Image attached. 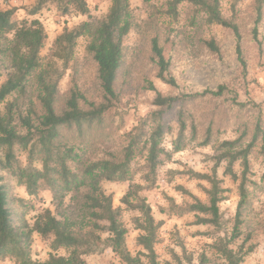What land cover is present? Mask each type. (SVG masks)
<instances>
[{"label":"trees","instance_id":"1","mask_svg":"<svg viewBox=\"0 0 264 264\" xmlns=\"http://www.w3.org/2000/svg\"><path fill=\"white\" fill-rule=\"evenodd\" d=\"M153 2L143 0L152 10L147 24L163 16L177 21L180 6L188 5L193 11V27L201 18L208 28L218 26L233 33L236 54L246 67L240 25L235 16L223 14L222 0H166L164 14H154L159 8ZM49 5H54L63 17L82 15L90 20L73 30L65 28L56 37L47 62L42 52L48 37L40 20L19 21L15 19L17 9L0 11V260L15 264H88L87 257L110 250L119 260L110 264H160L156 246L163 222L155 219L143 193L158 187L165 159L171 161L174 155L198 143L200 147H215L212 172L188 170L176 175L206 183L201 188L207 202L177 186L192 202L179 206L168 198L169 206L162 213L169 217L192 215L193 225L220 230L221 204L228 200L230 192L218 176V169L225 164L224 175L237 184L240 198L234 225L230 234L207 246L218 259L214 261L203 251L198 264H243L251 236L242 244L237 243L244 235L252 191L260 186L254 178L253 159L264 163L262 107L233 99L230 104L236 108L237 117L247 115V119L236 126L233 139L221 140L220 134L226 129L217 118V102L224 98L226 87L163 94L153 82H147V89L156 93L154 105L158 110L139 118L130 130L123 132L125 118L118 110V83L125 65V43L142 26L130 0H112L109 12L100 20H92L87 0H37L30 15H39ZM254 12L251 36L262 49L264 0L255 1ZM81 38L87 40L86 51L97 66L103 97L101 102H88L75 86L61 107L59 86L72 67ZM203 44L212 54L221 55L215 39ZM151 52L159 69L158 78L177 88L176 79L170 76L171 62L158 37L151 40ZM208 101L212 104L211 113L197 117ZM174 132L172 150L168 151L164 141ZM111 139L117 143L115 148L106 147ZM137 159L143 163L133 170ZM137 174H141V183L135 182ZM11 181L39 202L41 192H50L54 210L42 208L31 223L28 215L33 204L12 196ZM104 183H130L120 203L139 214L134 219L135 229L141 233L136 239L139 251L135 255L128 248L123 209L114 206V197L106 193ZM35 235L51 251L45 261L32 258ZM179 246L182 254L174 252L173 263L165 264H194L184 244ZM60 251L66 254L59 255Z\"/></svg>","mask_w":264,"mask_h":264},{"label":"rangeland","instance_id":"2","mask_svg":"<svg viewBox=\"0 0 264 264\" xmlns=\"http://www.w3.org/2000/svg\"><path fill=\"white\" fill-rule=\"evenodd\" d=\"M92 20H100L106 16L112 6V0H87ZM166 0H154L158 11L154 14H164ZM256 0H222V11L226 17H236L240 25L242 35V52L246 62L244 68L236 54V38L233 33L221 27L208 28L199 18L198 26L193 27L191 18L193 11L188 5L180 6L179 20H171L167 16L155 18L152 24L150 20L152 10L146 7L143 0H130L132 9L135 11L137 22L142 26L130 34L127 38L126 59L124 69L120 74L118 92L120 103L118 110L125 118L124 131L130 130L139 118H145L158 108L154 105L156 93L147 89V82H153L156 89L163 94H179L203 91L207 88L216 90L219 86L226 87L227 91L222 101L217 102L220 110L217 118L220 120L225 132L220 134V139H233L236 136V126L247 119V115L237 117L236 108L231 107L233 99L237 98L242 103H256L264 112V26L260 30L262 49H259L251 36V29L254 21V6ZM37 5V0H0V11L17 9L15 19L34 20L38 19L43 24L47 33V42L42 57L44 61L50 60L53 52V45L56 37L65 28L76 29L82 23L90 20L82 15L71 17L61 16L54 5L45 7L39 15L32 16L30 11ZM158 37L164 49L166 58L171 62L170 76L177 81L178 87L164 83L158 78L159 69L154 62L151 52V40ZM215 39L220 46L221 55L217 56L205 47L204 41ZM87 40L81 38L78 41L76 56L72 67L67 71L61 81L60 102L62 107L65 99L73 87L87 98L88 102H101L103 93L97 77V66L92 57L86 51ZM202 111L197 117L203 118V114H210L211 102H205ZM264 115V114H263ZM176 132L168 135L164 141L166 150H172V141ZM117 143L111 139L107 141L106 147L115 148ZM215 147H200L198 143L191 144L185 151L173 156L171 161L165 159L164 165L159 171L158 187L146 191L143 196L153 209L154 217L163 225L159 231V243L156 251L159 255L160 264L165 262L173 263L172 254H182L179 244H184L188 254L198 264L199 255L205 251L214 261L218 258L214 251L207 246L214 243L218 237L230 234L232 231L237 207L239 203L238 187L230 177L224 175L225 164L218 169V176L224 181L225 188L230 190L228 200L221 204L223 225L220 230L207 226H195V218L192 215L169 217L162 213L167 209L168 200L172 199L177 205L191 203L192 200L177 190V186H183L186 190L207 202V196L201 186L204 182L192 180L184 175H176L180 172L194 170L200 173H211L214 166L212 157L215 155ZM254 178L260 184L259 188L252 191L250 207L245 213L246 226L244 225L243 237L237 243L240 245L250 235L251 239L246 243L247 255L243 264H264V163L253 159ZM143 161L137 159L132 168L136 170ZM239 170V166H236ZM173 172H175L173 175ZM141 174L135 176V182L141 183ZM130 183H104L103 188L107 194L114 197V206L123 209L122 222L128 229L127 243L132 254H136L139 248L136 246V239L141 234L135 229L134 219L139 216L137 212L126 210L120 200L129 189ZM12 196L27 200L33 207L29 210L28 220L33 223L35 215L42 208L54 210L52 195L50 192H41L38 199L27 195L24 187H17L11 181ZM169 198V199H168ZM51 251L48 245L38 236H34L32 247V258L36 261L48 259ZM60 251L59 255H65ZM88 264H110L119 263L115 255L107 250L100 255H93L86 258ZM0 264H15L11 260H0Z\"/></svg>","mask_w":264,"mask_h":264}]
</instances>
